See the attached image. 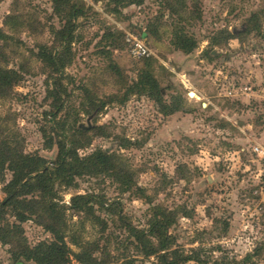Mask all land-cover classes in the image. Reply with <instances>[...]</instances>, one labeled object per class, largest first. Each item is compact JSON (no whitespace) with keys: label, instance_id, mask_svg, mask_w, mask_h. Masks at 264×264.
<instances>
[{"label":"rangeland","instance_id":"1","mask_svg":"<svg viewBox=\"0 0 264 264\" xmlns=\"http://www.w3.org/2000/svg\"><path fill=\"white\" fill-rule=\"evenodd\" d=\"M71 1L80 13L64 55L53 0H0V67L19 75L0 90V149L52 166L61 141L112 164L56 181L42 217L18 221L5 208L0 264H34L20 253L51 240V223L69 264L83 247L105 264H161L165 252L177 264H264V0ZM180 30L196 42L187 53ZM46 50L66 64L48 65ZM148 69L177 110L131 90ZM11 178L0 164V202ZM162 212L169 225L157 237L150 221Z\"/></svg>","mask_w":264,"mask_h":264},{"label":"trees","instance_id":"2","mask_svg":"<svg viewBox=\"0 0 264 264\" xmlns=\"http://www.w3.org/2000/svg\"><path fill=\"white\" fill-rule=\"evenodd\" d=\"M53 10L58 15H65L64 24L61 28L54 29V33L57 35L59 41L64 42V50H66L64 55H67L70 49L72 32L75 28L74 21L79 16L80 10L71 0H53ZM176 33L177 39L175 44L178 49L187 53L195 47V40L184 34V31L180 30L176 31ZM1 35L4 36L2 33ZM39 56L48 65L57 66V69L64 66L67 62L65 57L59 56L58 52H53L52 50L40 52ZM18 78L19 75L16 72L0 67V90L12 87L18 81ZM135 87L140 91L147 92L149 96L162 106V110H165V108H169L171 112L177 110V107L164 103L159 83L150 73L149 69L139 74L131 90H134ZM76 131L81 130L76 129ZM8 151L7 147L0 149V164L4 165L6 163L12 172V178L7 184V188H5L7 192L6 196L0 202V220L4 219L5 208L8 209L9 206L14 210L13 215L18 221H24L32 217L36 219L42 217L37 213L36 208L40 203L39 201L46 200L48 197L51 198L49 195L52 194L56 181L69 185L77 174L85 171H97L100 168L110 167L112 164L110 156L102 150H95L87 157L79 158L76 154V148L72 147L71 143L66 144L61 143V141H59L57 160L52 162V166L46 165L48 161L43 157L32 158L31 156L21 154L16 156ZM32 173L35 174L30 178ZM81 204L77 207H82ZM46 206L49 214H53L56 211L53 203L48 202ZM160 215L164 217L161 218ZM165 217L166 219H164ZM168 220L165 213H156L154 219L150 221L152 233L157 237L163 234L169 225ZM46 229L53 235L51 240L40 241L32 247H26L20 254L26 260H32L34 264H69L70 259L68 254L70 249L65 243L62 234L53 223L46 225ZM132 235L136 239L142 240L141 236L144 233L133 229ZM160 243L161 245L159 244L158 250H166L165 239L160 240ZM146 252V254H152L156 252V248L151 246ZM173 256L171 259H168L166 252L162 253L160 256L161 264H177L176 255L174 254ZM184 256L185 260H197L190 255ZM75 257L80 264H105L101 260L92 257V254L84 247L81 251L75 253ZM248 259L249 255L245 256L243 261ZM214 264L222 263L215 262Z\"/></svg>","mask_w":264,"mask_h":264},{"label":"built area","instance_id":"3","mask_svg":"<svg viewBox=\"0 0 264 264\" xmlns=\"http://www.w3.org/2000/svg\"><path fill=\"white\" fill-rule=\"evenodd\" d=\"M127 40H130L132 45H133V49L135 50V53L139 56H143V55H146L147 54V47L145 45V43L135 37H129V39ZM255 150H258V147L255 148Z\"/></svg>","mask_w":264,"mask_h":264},{"label":"water","instance_id":"4","mask_svg":"<svg viewBox=\"0 0 264 264\" xmlns=\"http://www.w3.org/2000/svg\"><path fill=\"white\" fill-rule=\"evenodd\" d=\"M188 94H189L190 96H194V95H195V93L192 92V91H190ZM16 264H21V263H20V262H17Z\"/></svg>","mask_w":264,"mask_h":264},{"label":"flooded vegetation","instance_id":"5","mask_svg":"<svg viewBox=\"0 0 264 264\" xmlns=\"http://www.w3.org/2000/svg\"><path fill=\"white\" fill-rule=\"evenodd\" d=\"M21 264H24V263H22V262H20Z\"/></svg>","mask_w":264,"mask_h":264}]
</instances>
